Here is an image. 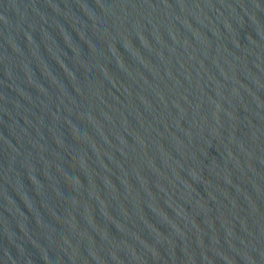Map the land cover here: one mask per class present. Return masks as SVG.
I'll list each match as a JSON object with an SVG mask.
<instances>
[{
  "label": "water",
  "instance_id": "1",
  "mask_svg": "<svg viewBox=\"0 0 264 264\" xmlns=\"http://www.w3.org/2000/svg\"><path fill=\"white\" fill-rule=\"evenodd\" d=\"M0 264H264V0H0Z\"/></svg>",
  "mask_w": 264,
  "mask_h": 264
}]
</instances>
